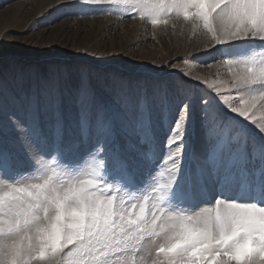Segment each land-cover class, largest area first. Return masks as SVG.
<instances>
[{
    "label": "snow or ice",
    "instance_id": "obj_1",
    "mask_svg": "<svg viewBox=\"0 0 264 264\" xmlns=\"http://www.w3.org/2000/svg\"><path fill=\"white\" fill-rule=\"evenodd\" d=\"M57 3L85 15L118 9L153 28L182 21L230 78L181 71L149 88L96 75L97 87L84 67L32 73L27 115L8 118L19 147L0 142V264H264V0ZM161 161L168 176L156 182Z\"/></svg>",
    "mask_w": 264,
    "mask_h": 264
},
{
    "label": "rangeland",
    "instance_id": "obj_2",
    "mask_svg": "<svg viewBox=\"0 0 264 264\" xmlns=\"http://www.w3.org/2000/svg\"><path fill=\"white\" fill-rule=\"evenodd\" d=\"M118 17V9L115 14L89 12L85 15L74 12L67 4H58L57 0H0V125L7 129L0 136V142L4 147H19L8 118L10 114L21 118L27 115L23 94L29 91L28 77L34 72L42 73L53 64L91 69L92 82L97 87L96 75L143 82L149 88L182 80L181 71L212 81L230 78L226 66L218 68L216 59L197 51L203 49L204 38L199 33L191 35L190 25H183L181 21L174 29L170 21L167 26L153 28L139 18ZM192 54L200 63L189 60L186 64L181 59ZM207 64L213 67L208 68ZM17 77L24 78L22 87H17ZM226 95L229 102L238 104V97L243 93ZM257 119L264 123V114L257 113ZM46 123V118L41 116L42 126ZM242 123L249 132L256 133L252 125ZM231 131L234 135L241 134L240 128ZM157 135L163 156L166 136L163 127H158ZM190 142L198 159L205 150V137L198 119L191 125ZM168 167L163 161L159 163L156 182L167 178ZM203 207L210 205H201L196 211Z\"/></svg>",
    "mask_w": 264,
    "mask_h": 264
}]
</instances>
